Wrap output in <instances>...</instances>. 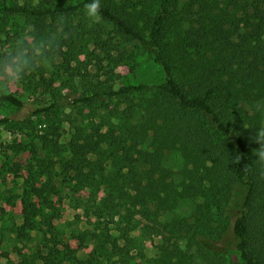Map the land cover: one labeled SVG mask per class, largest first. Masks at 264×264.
<instances>
[{
  "label": "trees",
  "instance_id": "trees-1",
  "mask_svg": "<svg viewBox=\"0 0 264 264\" xmlns=\"http://www.w3.org/2000/svg\"><path fill=\"white\" fill-rule=\"evenodd\" d=\"M77 1L79 6L90 2ZM100 2V19L113 28L120 45L147 52L162 68L164 82L117 90L88 82L79 96L70 94L71 103L56 101L30 113L91 106L101 95L126 102L114 127L82 143L81 138L70 142L68 166L76 190L104 192L94 212L104 226L89 233L92 249L80 258L45 218L50 258L56 264H193L194 257L204 264H264V163L253 151L259 145L250 141L264 127V0ZM76 10L68 5L30 14L43 19ZM0 103L25 108L14 94L0 93ZM165 152L180 153L182 181L193 184L206 205L200 220L160 223L184 200L161 166ZM26 205L33 224V205ZM150 229L156 236L165 231L186 239L194 252L170 245L145 257L142 240H150L144 236ZM85 238L81 233L73 239L83 245Z\"/></svg>",
  "mask_w": 264,
  "mask_h": 264
},
{
  "label": "rangeland",
  "instance_id": "rangeland-1",
  "mask_svg": "<svg viewBox=\"0 0 264 264\" xmlns=\"http://www.w3.org/2000/svg\"><path fill=\"white\" fill-rule=\"evenodd\" d=\"M79 3L77 0H0V52L14 47L15 41L26 33H35L43 39L62 27L66 34L56 57L41 61L19 85L0 87V93L14 94L25 103L23 110L0 103V264L21 261L56 264L44 245L51 238L45 218L55 228L58 239L76 249L78 257L89 254L93 243L89 233L98 234V229L104 226V221L98 222L94 213L101 206L104 192L76 190L74 173L68 166L72 158L70 142L81 138L82 143L86 137L96 138L97 134L107 132L116 125L126 102L101 95L91 106L60 105L37 116L30 113L56 101L71 103V95L83 93V85L88 82L92 86L104 83L113 90L164 82L162 68L147 52L133 44L120 45L122 41L113 28L101 19L94 22L87 17L85 7ZM68 5L76 6L77 10L43 19L30 14ZM13 8H24L28 13L10 11ZM61 20L62 25L58 23ZM84 77L86 81L81 80ZM66 96L69 98L63 100ZM109 163L105 162L107 169ZM183 164L179 152L164 153L161 166L170 171V182L184 200L178 209L161 217L159 221L163 225L176 218L195 222L206 209L198 189L182 181ZM26 204L33 205V224ZM107 226L116 227L109 223ZM81 233L86 237L83 245L73 239ZM144 236L150 239L142 240L141 246L147 258L154 257L162 246H177L188 255L194 252L186 239L175 238L165 231L156 236L150 229ZM194 261L193 264H204L196 257Z\"/></svg>",
  "mask_w": 264,
  "mask_h": 264
},
{
  "label": "clouds",
  "instance_id": "clouds-1",
  "mask_svg": "<svg viewBox=\"0 0 264 264\" xmlns=\"http://www.w3.org/2000/svg\"><path fill=\"white\" fill-rule=\"evenodd\" d=\"M84 7L87 17L94 22L100 20V0H90ZM58 23L62 25V20ZM62 37L66 38L62 27L58 28L56 32L49 33L43 39L35 33H26L15 41L14 47L0 52V87L8 89L19 85L41 61L56 57L62 47ZM250 141L259 145L253 151L258 160L264 163V127L253 132ZM235 163H239V157Z\"/></svg>",
  "mask_w": 264,
  "mask_h": 264
}]
</instances>
